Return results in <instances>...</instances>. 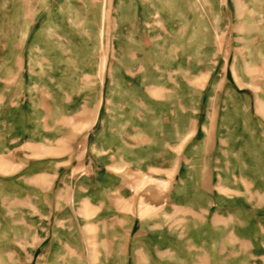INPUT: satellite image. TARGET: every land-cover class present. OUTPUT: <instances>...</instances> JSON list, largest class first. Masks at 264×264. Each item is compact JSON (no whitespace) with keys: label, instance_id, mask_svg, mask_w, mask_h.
Listing matches in <instances>:
<instances>
[{"label":"rangeland","instance_id":"rangeland-1","mask_svg":"<svg viewBox=\"0 0 264 264\" xmlns=\"http://www.w3.org/2000/svg\"><path fill=\"white\" fill-rule=\"evenodd\" d=\"M157 1L0 0V264L3 253L16 262V250L23 254L16 264H30L34 241L25 231L41 217L37 208L46 206L49 185L50 222L71 249L81 239L88 254L84 238L97 236L101 221L113 228L106 217L117 206V226H133L134 239L119 240V248H133L138 264H264V166L251 169L254 176L237 174L250 170L244 150L233 147V141H264V127L242 128L264 119V0L163 3L197 8L199 51L206 42L213 49L212 60L197 63L204 72L192 85L214 95L197 99L192 120L202 123H183L175 141L157 123L132 127L142 113L128 122L122 117L128 108L114 99L120 89L148 90L129 78L136 73L125 67L123 41L177 43L184 21L193 19L180 12L141 23V12H132ZM233 85L257 93V113L248 111L247 97L230 93ZM173 94L151 99H179ZM146 154L149 160L138 159ZM91 185L119 190L101 192L103 201L89 208ZM40 219L45 232L48 215ZM101 242L91 244L95 254Z\"/></svg>","mask_w":264,"mask_h":264},{"label":"crops","instance_id":"crops-1","mask_svg":"<svg viewBox=\"0 0 264 264\" xmlns=\"http://www.w3.org/2000/svg\"><path fill=\"white\" fill-rule=\"evenodd\" d=\"M165 1L166 0H158L156 3L152 4V6L142 5L141 7H132V12L134 15L137 14V11L141 12V23L146 22V17L150 15H161L165 17L167 14H170L172 16H176L180 12L190 13L191 15H193V19L184 21L182 26L184 35L179 36L177 43L172 42L173 40L169 38H164L160 40L158 44L153 45H150L149 42H146L144 44V42L139 43L134 41H123V45L119 46V48L121 54H123V57H125V67L127 70H131L132 72L136 73L133 77L129 78L135 80L136 82L145 84L146 86H148V90L144 92V90H141L139 88L120 89V92L116 94L114 99L117 104H120L116 107L124 106L128 108L126 109V112H123L122 114V117L126 118L128 122L131 117L133 118V112L137 111L142 113L140 117L141 122H135L136 124H132V127L149 129L151 127L150 123H157L154 124L155 127L164 129L165 133H168L171 141H175L176 139H179L181 137L182 128L186 127V125L183 123H202L192 120L194 118L192 112L197 111V99L202 95H214V89H212L211 91L206 90L203 93V91L198 90L195 86L192 85L193 81L199 79L204 72L202 71L199 73V65L197 63L199 62V60L201 62L205 61V63L209 62L210 59L212 60L213 49L212 46H208V43L206 42V49L202 50L201 52L199 51V46L203 42H200L199 44V40L196 34L199 20L195 16L198 9L195 7L186 9H165V7L163 6V3ZM172 4H174V2ZM157 21V23H159V20ZM170 23L171 22L168 20L167 27L169 31L174 30L173 27L170 26ZM194 28L196 29L194 30ZM187 38L191 40L189 44L185 43ZM166 47L168 48V50L165 49V51H163L162 49ZM122 67L123 66L120 65V68ZM227 77H230L228 72ZM183 80H190V83L184 82V84H182ZM173 82H175V84ZM169 91H174L173 95L179 97V99L172 98L168 103L161 102L159 99H155L154 97H152L153 99H151L152 93H156L157 95L161 96L165 93L167 94ZM230 93L234 96L247 97L250 102L248 111H250L251 114L255 112L257 113V102L255 98L257 96V93L255 91H241V89L233 85ZM226 100L228 99L225 98V101ZM139 102H141V104ZM235 106V108L237 109L236 111L240 115V113H242V111L244 110L239 104H235ZM182 107H185V114H183ZM171 112H174V114L172 115ZM117 117H119V115ZM203 123L212 122H210L209 120H205V122ZM219 123L226 122L224 120H221ZM252 124H256L257 127H264V119L260 118L257 120L249 121V123L243 125L242 128L250 130ZM108 126L113 125L110 124ZM240 132L241 131H239L238 136H240ZM147 133H149L148 130ZM243 133H245V131H243ZM233 147L234 150L238 152L244 150V154L242 155V157H244L246 165L248 166L247 170H250L245 172L240 171L237 174L243 173L245 175L254 176L257 174V172L255 171L254 173H252L251 169L259 170L264 166V141L260 137L253 138V140L249 141L245 140L243 142L242 140H239L238 143L233 141ZM140 158L142 160H149L150 157L146 154L142 157H138V159ZM227 174L229 173L224 172L223 174H221V176H228ZM51 188L52 187H50L49 185L46 189V206L37 208L38 214L41 217H35V222L31 221L29 224V226L31 227H28V230L25 231L26 233H28V235H26L28 240H30L31 242L34 241L33 248H31L30 250V264H93V257L96 258V261L99 260L101 262H97L95 264H138L134 260L133 248H119V240H125L129 245L130 241H133L134 239L132 238L133 226L130 228V230L117 226V206L113 208V216L110 215L106 217V221H109V224L114 221L113 223L115 224V226L113 228L108 229V223L101 221V224H105V226H97V236H88L84 238L87 248L89 247L87 251L88 254L84 251V243H82L81 239L78 242L75 241V244L72 242L71 246L73 249H71L68 239H64L63 233L55 227L56 225L54 226L50 222L52 209L51 206L49 209L47 205L48 203H51L52 199L54 198L53 194H48ZM87 190H89V196L88 199H85V201L88 200L87 202L89 204V208H94L98 203L103 201V199L100 198L101 192L109 191L110 193L119 189L114 185H110L106 189H103V187L100 186L91 185L87 188ZM34 192L36 193V196H38L39 191L36 189L35 191L33 190V193ZM39 196L40 198L43 197L42 194H39ZM47 215L49 221L46 222V231L43 232L44 222L40 218L46 217L47 219ZM121 217L122 216H120L119 218L121 219ZM7 221H9L8 223H10L11 219L8 217L5 222ZM125 222L131 223L132 218L126 217ZM93 223L94 225H96L95 222ZM51 232L53 235L51 234ZM9 235L11 236V234ZM96 239L102 241L99 244L101 250L97 254L94 253V248L91 245ZM16 251L13 254L14 256L18 255V257L15 256L13 259L16 262H20L23 254H17L18 251ZM89 259L91 260V262ZM9 261L10 257L8 253H3V255L1 254V264H11V262ZM16 262H13L12 264H16Z\"/></svg>","mask_w":264,"mask_h":264}]
</instances>
